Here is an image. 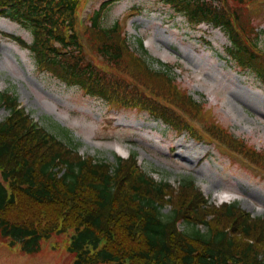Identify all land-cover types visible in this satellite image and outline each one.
<instances>
[{
  "label": "trees",
  "instance_id": "obj_1",
  "mask_svg": "<svg viewBox=\"0 0 264 264\" xmlns=\"http://www.w3.org/2000/svg\"><path fill=\"white\" fill-rule=\"evenodd\" d=\"M83 1L0 0V12L31 30L30 43L11 36L32 49L42 70L109 101L140 104L264 170V150L204 112L171 71L153 67L143 42L144 55L136 52L118 20H104L108 1L82 24ZM160 1L191 25L221 27L231 41L227 55L264 80V47L251 15L256 0ZM3 100L11 112L0 120L2 237L36 252L43 239L75 229L73 264H264V218L235 202L209 203L192 178L178 186L155 180L134 154L116 162L81 154L35 129L10 94Z\"/></svg>",
  "mask_w": 264,
  "mask_h": 264
},
{
  "label": "rangeland",
  "instance_id": "obj_2",
  "mask_svg": "<svg viewBox=\"0 0 264 264\" xmlns=\"http://www.w3.org/2000/svg\"><path fill=\"white\" fill-rule=\"evenodd\" d=\"M102 1L94 0L93 10ZM251 15L264 47V0L252 4ZM116 19L143 55L144 43L153 67L171 68L180 86L213 110L222 125L264 150V81L229 58L230 42L221 29L191 25L159 0L112 1L105 20L110 24ZM2 31L32 39L27 29L0 14ZM7 91L42 127L46 123L49 131L85 155L116 162L119 155L135 153L143 169L158 180L176 184L193 178L211 201L233 200L253 215L264 216V171L247 169L213 144L179 133L146 109L110 104L41 71L28 48L0 36V119L10 113L1 99ZM170 210L166 206L163 212ZM181 227L190 230L185 223ZM75 233H55L43 239L36 252L24 250L20 239L0 236V264H73L75 255L68 245Z\"/></svg>",
  "mask_w": 264,
  "mask_h": 264
},
{
  "label": "bare ground",
  "instance_id": "obj_3",
  "mask_svg": "<svg viewBox=\"0 0 264 264\" xmlns=\"http://www.w3.org/2000/svg\"><path fill=\"white\" fill-rule=\"evenodd\" d=\"M222 196H226V195H222ZM226 197H230V196H226Z\"/></svg>",
  "mask_w": 264,
  "mask_h": 264
}]
</instances>
